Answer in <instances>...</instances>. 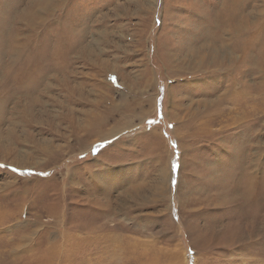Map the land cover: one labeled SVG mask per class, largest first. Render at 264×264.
I'll list each match as a JSON object with an SVG mask.
<instances>
[{
  "label": "rangeland",
  "instance_id": "374dc122",
  "mask_svg": "<svg viewBox=\"0 0 264 264\" xmlns=\"http://www.w3.org/2000/svg\"><path fill=\"white\" fill-rule=\"evenodd\" d=\"M0 264H264V0H0Z\"/></svg>",
  "mask_w": 264,
  "mask_h": 264
}]
</instances>
